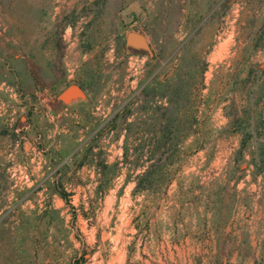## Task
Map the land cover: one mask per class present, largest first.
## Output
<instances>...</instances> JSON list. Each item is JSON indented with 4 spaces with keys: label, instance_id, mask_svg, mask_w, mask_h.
Segmentation results:
<instances>
[{
    "label": "rangeland",
    "instance_id": "rangeland-1",
    "mask_svg": "<svg viewBox=\"0 0 264 264\" xmlns=\"http://www.w3.org/2000/svg\"><path fill=\"white\" fill-rule=\"evenodd\" d=\"M0 96V264H264V0H0Z\"/></svg>",
    "mask_w": 264,
    "mask_h": 264
},
{
    "label": "trees",
    "instance_id": "trees-1",
    "mask_svg": "<svg viewBox=\"0 0 264 264\" xmlns=\"http://www.w3.org/2000/svg\"><path fill=\"white\" fill-rule=\"evenodd\" d=\"M260 37H261V35L258 37V39H260ZM76 83L79 86L83 87L82 84H80L79 82L76 81ZM63 85H65V84H63ZM169 104L171 105V100L169 101ZM158 108L162 111L166 110V108H162L161 106H158ZM247 113H248V109H243L242 115L247 114ZM246 119L247 118H244L243 116L235 117L233 122H232L234 124V128L232 130L237 131L239 129H244V126L247 123ZM260 119L261 118L259 117V120ZM161 133L162 134H161V137L158 140V142L156 144L155 143L153 144V148H155L154 151H159V152L161 151V153H160L161 155H159L156 160L154 159L153 161H151V163L147 167V169L137 177L136 185H135V188L133 190L134 192L140 191V190H148L152 186V181L155 179L154 178L155 170L159 171L164 167L163 164L167 160V158L165 156L167 155V153L170 154L172 151V147H171L170 151H167V148L165 149L166 144H170L167 142H169L172 139V130L170 128H168V125H166V127L164 128V130ZM246 148H247L246 137H244L241 140L240 148L237 150L238 156L234 159L235 160L234 162L236 164V168H239V163L243 159V153H244V150ZM163 149L165 150V152H162ZM251 162L254 164L255 172H257V173L264 172V157L259 156V158H257L254 156V153L252 151ZM60 195L62 197H65V193H63V192H60Z\"/></svg>",
    "mask_w": 264,
    "mask_h": 264
},
{
    "label": "water",
    "instance_id": "water-1",
    "mask_svg": "<svg viewBox=\"0 0 264 264\" xmlns=\"http://www.w3.org/2000/svg\"><path fill=\"white\" fill-rule=\"evenodd\" d=\"M125 48L127 50L135 51L138 53H146L151 56L152 52L150 45L141 32L131 30L126 33L124 40ZM56 100L68 107L72 108L75 106L87 105L88 99L84 90L77 83L66 84L57 94Z\"/></svg>",
    "mask_w": 264,
    "mask_h": 264
},
{
    "label": "flooded vegetation",
    "instance_id": "flooded-vegetation-1",
    "mask_svg": "<svg viewBox=\"0 0 264 264\" xmlns=\"http://www.w3.org/2000/svg\"><path fill=\"white\" fill-rule=\"evenodd\" d=\"M143 54H146L145 52L143 53ZM81 87V86H80ZM83 90H84V92H85V94H86V96H87V99H88V94H87V91L85 90V88H83V87H81ZM22 96H23V98H22V106L24 105V106H27V94H24V93H22ZM51 106H52V109H54V110H58L59 109V107H60V103L56 100V98L54 99V101L53 102H51ZM87 105H81V106H75V107H72V108H69V109H65V110H69V115L71 116V118H73V119H77V118H79V116H81V112H84V111H86L87 110V107H86ZM97 108V107H96ZM121 110V109H120ZM77 123V122H76ZM113 124V122L112 121H107V122H105L102 126H101V129H103V130H106V128L108 129V127L110 128V126H109V124ZM11 127L13 128V130L14 131H16V132H18V130H21L18 126H16V127H13L12 125H11ZM112 130V129H111Z\"/></svg>",
    "mask_w": 264,
    "mask_h": 264
},
{
    "label": "built area",
    "instance_id": "built-area-1",
    "mask_svg": "<svg viewBox=\"0 0 264 264\" xmlns=\"http://www.w3.org/2000/svg\"><path fill=\"white\" fill-rule=\"evenodd\" d=\"M15 114L14 108L9 105L7 99L4 96H0V118H4L12 125Z\"/></svg>",
    "mask_w": 264,
    "mask_h": 264
},
{
    "label": "crops",
    "instance_id": "crops-1",
    "mask_svg": "<svg viewBox=\"0 0 264 264\" xmlns=\"http://www.w3.org/2000/svg\"><path fill=\"white\" fill-rule=\"evenodd\" d=\"M66 108L69 109L68 107H66V106H64V105H62V104H60V107H59L58 110H54V109L51 110L52 113H53V115H55L54 117H56V120H57L58 122L61 120L60 118H62V117H61L62 110H65ZM59 119H60V120H59Z\"/></svg>",
    "mask_w": 264,
    "mask_h": 264
}]
</instances>
